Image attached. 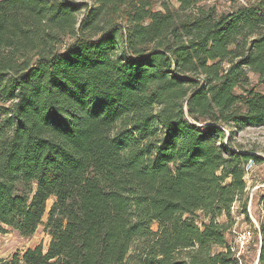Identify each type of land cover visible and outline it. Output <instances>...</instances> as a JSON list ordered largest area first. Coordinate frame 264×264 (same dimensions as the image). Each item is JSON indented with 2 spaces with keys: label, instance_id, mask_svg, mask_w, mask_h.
<instances>
[{
  "label": "trees",
  "instance_id": "trees-1",
  "mask_svg": "<svg viewBox=\"0 0 264 264\" xmlns=\"http://www.w3.org/2000/svg\"><path fill=\"white\" fill-rule=\"evenodd\" d=\"M167 1L95 0L78 21L70 0H0V233L48 215L51 237L0 264H239L233 208L252 224L245 169L263 160L235 136L264 127V0Z\"/></svg>",
  "mask_w": 264,
  "mask_h": 264
},
{
  "label": "rangeland",
  "instance_id": "rangeland-1",
  "mask_svg": "<svg viewBox=\"0 0 264 264\" xmlns=\"http://www.w3.org/2000/svg\"><path fill=\"white\" fill-rule=\"evenodd\" d=\"M258 0H201L203 6L215 7L217 11L223 12L231 9L235 4H250ZM76 8H78L75 15H77V20L81 21L87 18L88 13L91 9L98 7L95 0H70ZM151 3V9L156 11H161L165 6L176 9L178 7L177 1H167V0H149ZM112 21H121V19L116 17H110ZM103 25V22H102ZM254 79V77H253ZM235 140L236 143L241 145L242 149L255 154L263 161L261 163H255L251 174L247 176V188L249 195V206H248V216L250 217L252 224H250L246 217L242 214L239 215V205L235 207L233 211V216L236 219L235 224L228 234V240L235 246V240L238 233L244 230H251L254 233L252 242L249 245L248 251L243 255L244 264H258L259 255V238L255 232L256 227H258L260 220H262L261 214V196L264 194V127H254V128H242L236 129ZM53 200L48 201V210L52 205ZM46 215L43 219L44 225L40 226L37 231L31 237H22L16 231L6 228L4 233H0V260H11L15 256L23 255L26 250L34 249L37 246H42L46 251L51 242V237L45 229V223L47 221ZM238 216V217H237ZM222 221H225L223 218Z\"/></svg>",
  "mask_w": 264,
  "mask_h": 264
},
{
  "label": "built area",
  "instance_id": "built-area-1",
  "mask_svg": "<svg viewBox=\"0 0 264 264\" xmlns=\"http://www.w3.org/2000/svg\"><path fill=\"white\" fill-rule=\"evenodd\" d=\"M254 166L253 162H249L246 166L245 173H247V176H249L252 171V168ZM235 210V207L233 208V211ZM254 237V233L251 230H244L241 233L237 234L236 240H235V246H232V251L235 253V257L239 264H244L243 262V255L248 251L250 248L249 245L252 242Z\"/></svg>",
  "mask_w": 264,
  "mask_h": 264
}]
</instances>
